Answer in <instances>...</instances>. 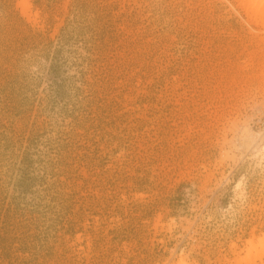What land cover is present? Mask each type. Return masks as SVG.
I'll return each instance as SVG.
<instances>
[{
    "label": "rangeland",
    "instance_id": "1",
    "mask_svg": "<svg viewBox=\"0 0 264 264\" xmlns=\"http://www.w3.org/2000/svg\"><path fill=\"white\" fill-rule=\"evenodd\" d=\"M242 4L0 0V264H264Z\"/></svg>",
    "mask_w": 264,
    "mask_h": 264
},
{
    "label": "bare ground",
    "instance_id": "2",
    "mask_svg": "<svg viewBox=\"0 0 264 264\" xmlns=\"http://www.w3.org/2000/svg\"><path fill=\"white\" fill-rule=\"evenodd\" d=\"M242 1H243L242 5H244L247 11H250V16L254 21H257L258 19H260L262 15H264V0H242ZM262 22L263 21H261V23ZM246 242L247 244H251V239L247 240ZM228 251L232 255H236L238 253V251H236V244L234 242L229 244ZM224 257H226V255L223 256V258ZM179 264H185V262H181Z\"/></svg>",
    "mask_w": 264,
    "mask_h": 264
}]
</instances>
